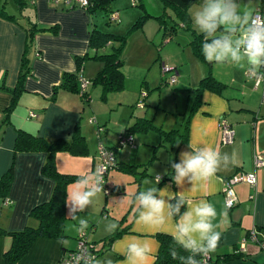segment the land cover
<instances>
[{
  "label": "crops",
  "instance_id": "obj_1",
  "mask_svg": "<svg viewBox=\"0 0 264 264\" xmlns=\"http://www.w3.org/2000/svg\"><path fill=\"white\" fill-rule=\"evenodd\" d=\"M5 1H8L6 3V8H8L11 3L9 0H0V5ZM27 1L30 5L28 9L30 17L20 16V23L7 20L0 14V123L5 110L12 101V94L6 89H15L18 85L22 57L27 44L24 25L28 19H31L38 28H52L58 25L59 30L56 34L49 31L36 34L34 47L30 53L32 75L27 77L25 91L20 95L18 104L11 113L12 125L0 129V178L12 164L15 167L13 183L8 195L9 205H5L4 200L0 199V264H5L4 255L12 244L10 236L3 231L17 232L29 226L37 227L38 221L32 217L31 212L36 206L51 199L55 187L54 181L43 172L47 160L46 153L30 152L15 155L16 129L41 136L48 141H54L57 139L70 140L79 126L87 142L88 154L90 152L86 132L89 126L87 120L91 114L87 107L90 104H85L79 94L66 90H59L55 99L53 95L54 88L61 84L63 75L77 70L76 58L93 53L89 40L92 24L99 28L98 22L94 19V15L87 13L79 5L57 4L53 0ZM135 1L138 0H133L132 3ZM14 7L17 9L16 6ZM111 8L113 13H117L115 11L117 7L112 5ZM256 8L257 6L253 5L254 11ZM192 13L190 10L191 16ZM124 14L118 13V21L121 24L127 19ZM89 62L84 66V75ZM101 68L102 66L99 65L97 73ZM124 68L125 65L123 72L126 77ZM233 68L236 73L231 78H225L214 68L215 77L226 84L227 88L223 94L209 90L203 93L199 110L197 109L198 112L190 119L188 143L179 145L177 140V143L175 142L177 146H172L173 154L167 157L166 163L163 160L165 168L156 173L162 177L169 174L172 171L169 160L178 163L180 152L191 151L188 145L195 148L202 144H210L222 153L229 154L235 150L240 160L237 166L221 170L211 183L195 191L185 192L184 197L188 204L201 200L208 201L217 210L215 223L218 225L217 230L221 233V239L216 250L209 254L212 260L241 250L245 254L243 258H234L225 264H264V250L258 242L251 239L253 232L259 240L264 238V166L260 168L255 166L256 156L264 159V101H261L260 88L262 84L258 85L256 78L248 76L246 64L244 67L240 65ZM206 74V66L200 67L196 80L189 77V85L197 86ZM91 99L93 100L92 93ZM201 106L202 112H199ZM139 118L142 117L136 120ZM222 118H225L235 131L232 144H224L222 141L223 134L220 128ZM108 142L110 144L108 147L117 152L116 142L112 140ZM142 144L146 147L150 146V139L146 140V137L145 139L143 137ZM141 150L147 151V149L138 148L137 152ZM119 155L120 153L115 155L118 163L136 165L131 160L128 162L126 159H119ZM86 156H74L69 152H60L56 155V164L62 173L81 175L86 167L94 170L98 156L97 150L92 159ZM242 172H256L257 187H252L247 183L235 184L233 190L238 204L228 209L225 182ZM131 182L135 183L134 177ZM165 185H169L173 192L181 191L172 181H166L160 187L163 188ZM190 187L186 185V188ZM116 188L121 192L119 194L125 193V188L120 184ZM105 210L108 212L107 208ZM66 211L68 212L67 207ZM73 221L70 218L66 220L65 238H39L16 264H58L64 253L76 247L68 241V239L77 238ZM131 225L122 228L128 227L127 233L150 236L155 250V261L160 248L156 235L158 233L169 234L168 231L163 228L153 231L142 227H135L136 231H133ZM106 237L94 241L99 243L105 241ZM59 240L66 241V243H58ZM243 245L244 250L241 249ZM103 249L100 256L111 251L112 246ZM112 255L116 264H120L123 257L115 252ZM105 257H107L106 254Z\"/></svg>",
  "mask_w": 264,
  "mask_h": 264
},
{
  "label": "rangeland",
  "instance_id": "obj_2",
  "mask_svg": "<svg viewBox=\"0 0 264 264\" xmlns=\"http://www.w3.org/2000/svg\"><path fill=\"white\" fill-rule=\"evenodd\" d=\"M132 1L115 0L111 3L113 7H117V9L115 8L117 14L125 13L124 17L126 15L127 19L123 24L120 21L108 24L109 16L105 11L94 14V19L97 20L100 29L117 35L130 33L123 52L126 73L124 89L109 93L107 99L104 100L102 99L100 87L91 85L88 88L92 93L93 100L87 107L91 113L87 120L89 126L86 129L90 147L87 156L92 159L94 152L97 150L98 156L94 169L100 163L101 144L108 147L110 145L108 140H112L117 144L122 132L125 131L128 125L131 126L138 117L152 120L157 127L164 126L163 128L166 131L172 129L183 130L185 120L191 115L197 99L194 90L196 85H189V77L196 80L200 67H205V63L195 56L192 47L189 45L190 33L180 27L176 34L169 35V31H166L161 21L156 18L161 16L164 11V4L161 0H138L145 5L147 13L152 17L142 27L133 30L136 21L144 12L140 6L135 7ZM9 2L11 3L7 11L10 14L16 13L17 9L12 4V0H9ZM240 2L242 7L253 9V5L258 7L263 0H250V2L249 0H240ZM196 5L190 8L192 12L196 10ZM167 11L170 15H175L172 8H168ZM104 52L110 53L111 49ZM99 65L102 66L100 62L94 60L89 62L84 77L88 80L94 77ZM234 66L240 65L213 64V73L215 68L225 78H231L236 73ZM166 69L171 70L165 72ZM261 84V101H264V82ZM197 112L195 111L192 117ZM199 112H202V106ZM143 137L144 139L146 137V140L150 139V146L146 147L142 144ZM160 141L161 136L154 129L150 130L148 134H134V145L119 147L117 152L112 150L115 155L120 153L119 159H126L128 162L131 160L136 165H148V175L143 178L141 184L138 182L132 183V174H126L114 168L109 170L104 185V191L107 194H100L90 209L80 213L89 222V228L86 232L90 241L95 242L96 247L102 246L104 241L97 243L94 240H102L109 235L105 233L104 228L111 221L116 222L119 227L132 224V229L138 228L134 223L138 206L133 203V198L138 191L143 190L146 186H151L146 185L145 182L153 178L154 172L156 173L158 170L165 168L164 161L166 163L167 157L173 154L172 146H177L176 143L178 142L172 143L170 141L166 146L156 148ZM138 148L147 149V151L143 152L141 150L138 153ZM153 156H156V158L152 159ZM118 184L125 188V193L119 194L121 192L116 188ZM4 204L9 205V202L7 204L6 200ZM105 208L108 209V212ZM121 220L122 223H120ZM72 223L76 225L78 222L74 220ZM75 233L78 236L79 232L75 230ZM129 234L138 235L136 233H124L115 241ZM142 237L150 240V236ZM68 241L73 246L78 244L77 238L68 239ZM115 241L111 245L112 250L105 253L107 257H105V254L96 257L100 258L101 261L109 257L112 258V253L115 252L113 248Z\"/></svg>",
  "mask_w": 264,
  "mask_h": 264
},
{
  "label": "clouds",
  "instance_id": "obj_3",
  "mask_svg": "<svg viewBox=\"0 0 264 264\" xmlns=\"http://www.w3.org/2000/svg\"><path fill=\"white\" fill-rule=\"evenodd\" d=\"M191 18L194 27L204 36L201 52L205 61L215 65L246 64L253 78L264 79V15L242 7L240 0H199ZM188 147L191 151L180 152L178 163L169 160L172 182L181 191L173 192L169 185L158 187L162 176L154 172L153 178L145 182L153 186H146L133 198L138 206L134 223L138 228L167 230L175 245L188 253L181 255L173 247L170 248L172 258L179 264H200L201 258L219 245L221 233L215 223L218 213L215 206L205 200L188 204L184 193L211 183L218 172L237 166L240 160L235 150L230 154L222 153L210 144ZM104 185L102 168L86 167L66 191V218L78 222L74 225L77 232L84 234L88 230L89 222L80 213L90 209L100 194H107ZM186 185L191 187L186 188ZM118 228L119 225L111 221L104 231L111 235ZM113 248L123 257L120 264H153V242L142 236L126 235L115 241ZM72 264L116 262L110 257L101 261L90 252H82L73 257Z\"/></svg>",
  "mask_w": 264,
  "mask_h": 264
},
{
  "label": "trees",
  "instance_id": "obj_4",
  "mask_svg": "<svg viewBox=\"0 0 264 264\" xmlns=\"http://www.w3.org/2000/svg\"><path fill=\"white\" fill-rule=\"evenodd\" d=\"M115 0H90V5L83 8L87 13L94 15L105 11L109 16L108 24L111 23V15L113 14L111 3ZM5 1L0 5V14L5 19L20 23L21 17H30L28 12L29 6L27 0H12L17 8V12L10 14L7 11ZM164 4V11L158 18L165 30L169 31V35L176 34L178 30L183 28L185 31L190 33V43L192 50L201 61L205 63L207 74L194 88L197 99L195 101L192 113L185 120L184 129H172L166 131L162 126L157 127L152 120L146 118H139L131 126L122 133L123 135H134L135 133H148L150 130H157L161 136V141L158 147H164L168 142L175 143L178 140V144H185L189 141V124L193 113L198 109L202 103L203 93L207 90L217 94H223L227 85L218 80L213 73V64L205 61L201 48L204 42V36L194 27L192 23V16L190 14V8L199 3V0H161ZM134 4V3H133ZM140 6L143 10L142 16L136 21L134 29L142 27L144 23L152 17L147 13L145 5L140 1H135L134 6ZM168 8H172L175 11V15H170L167 11ZM27 33V44L24 55L22 57L20 75L18 85L15 89H6L12 94V101L8 108L5 110L4 117L0 123V129L4 126L12 125L11 113L18 104L20 95L25 91V81L27 77L32 75V65L30 61V53L34 47V38L39 32H53L56 34L59 30V26L56 25L52 28H38L37 24L31 19H28L26 25H24ZM132 30V31H133ZM129 34L117 35L115 33L103 31L99 29L95 24H92L90 34V48L93 53H88L82 57L76 58L77 70L72 73H65L62 78V82L58 87L54 88L53 99L59 90H66L74 94H79L82 101L85 104L91 102V92L89 87L83 89L81 86V79L84 77V66L89 61H97L102 63L101 70L97 73L95 78L89 80L93 87H100L102 90V99L106 100L109 93L118 92L125 87V74L123 67L125 65L123 52L129 39ZM110 47V53L104 52L106 48ZM88 80V79H87ZM118 144L116 145V148ZM30 152H43L47 154V160L43 167V172L46 176L50 177L54 183V191L51 199L48 202L42 203L36 206L31 215L38 221L37 227H27L22 231L7 232L12 240L10 248L4 255L5 264H16L26 253L30 250L32 245L39 238H65L66 237V220L67 211L65 201L67 199L68 187L73 184L80 174H67L59 171L56 164V155L60 152H69L74 156H86L88 154V146L85 137L82 135L79 126L76 128L74 136L70 140L57 139L54 141H48L45 138L31 134L22 129H16V139L14 145L15 155L19 153H30ZM153 156L152 159H155ZM114 168L119 171L132 174L135 182L141 184V181L148 174V165H131L125 163H118ZM15 173V167L12 166L9 170L0 178V199L4 202L8 200L9 191L11 189L13 178ZM172 171L163 176L159 187L166 181H172ZM122 223V220L120 221ZM128 232V227H119L118 230L106 237L102 246L95 247L93 252L95 256H100L103 248H109L113 241L121 237L124 233ZM78 237V236H77ZM156 238L160 244L159 252L156 255L153 264H179L177 260H174L170 255V248L176 247L177 251L181 255H187L188 253L183 252L179 249L171 235L166 233H158ZM91 245L95 242H90ZM103 247V248H102ZM76 248V247H75ZM75 248L73 250H75ZM72 251V250H70ZM65 254V253H64ZM244 252L241 250L234 254L220 257L219 259L212 260L215 264H225L228 260L234 258H243ZM202 259V258H201ZM200 264L202 261L200 260Z\"/></svg>",
  "mask_w": 264,
  "mask_h": 264
},
{
  "label": "built area",
  "instance_id": "obj_5",
  "mask_svg": "<svg viewBox=\"0 0 264 264\" xmlns=\"http://www.w3.org/2000/svg\"><path fill=\"white\" fill-rule=\"evenodd\" d=\"M55 3L59 4V3H64L68 6H73V5H79L80 7H88L90 5V0H53ZM135 4V2H134ZM255 13L260 14V15H264V0L261 3L260 6H258L255 11ZM111 22H117L119 20V16L117 13H113L111 15L110 18ZM171 69H166L165 72L169 71ZM248 76H251L250 73H248ZM257 79V84L259 85L260 83L264 82V79ZM173 82H175L173 80ZM91 85V82L89 80H87L86 78H82L81 79V86L83 89L88 88ZM220 128L222 130V141L224 144H232L234 142L235 139V131L232 128L231 124L225 119L222 118L220 120ZM126 135H121L119 140H118V147H123L126 145H134L133 143V135H128L126 137H124ZM99 167L102 168L103 171V176H104V184H106L105 179L108 175L109 170L113 169L115 164H116V156L114 154V152L112 151L111 148L104 146L103 144H101L100 146V156H99ZM255 166L256 168H260L264 166V159L261 156H256L255 157ZM226 183V187H225V195H226V207L228 209H232L234 208L237 204H238V199L236 197V194L233 190V186L235 184L238 183H247L248 185L252 186V187H257L258 184V178H257V174L256 172H249V173H239L229 179H227ZM7 204H8V200H7ZM251 239L253 241L258 242V244L260 245L261 249L264 250V238L259 240L258 237L256 236V233L253 232ZM78 244L75 248V250L72 251H68L66 252L63 257L61 258V260L59 261L58 264H72L73 262V257L79 253L82 252H90L92 253L94 248L96 247L94 244L91 245L90 244V239L88 237L87 232L84 234L79 233L78 237ZM244 245L241 248L242 250H244ZM93 255H95L94 253H92ZM202 264H215L212 262L210 255L208 254L207 256L202 257L201 259Z\"/></svg>",
  "mask_w": 264,
  "mask_h": 264
}]
</instances>
